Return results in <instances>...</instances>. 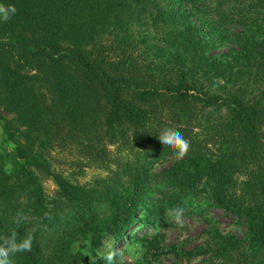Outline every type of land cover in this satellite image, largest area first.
<instances>
[{
	"label": "trees",
	"instance_id": "obj_1",
	"mask_svg": "<svg viewBox=\"0 0 264 264\" xmlns=\"http://www.w3.org/2000/svg\"><path fill=\"white\" fill-rule=\"evenodd\" d=\"M0 4L16 8L0 19V236H34L14 264H107L106 245L177 208L244 225L207 230L196 264H264V0ZM166 127L190 141L184 158L159 143ZM70 143L106 174L49 172L40 151Z\"/></svg>",
	"mask_w": 264,
	"mask_h": 264
},
{
	"label": "rangeland",
	"instance_id": "obj_2",
	"mask_svg": "<svg viewBox=\"0 0 264 264\" xmlns=\"http://www.w3.org/2000/svg\"><path fill=\"white\" fill-rule=\"evenodd\" d=\"M224 50L223 48L218 51ZM223 114L224 110L219 109ZM7 117L11 116L5 114ZM110 155H114L112 146L108 147ZM84 148L77 143L65 144L64 147H48L40 153L49 164V172H54L78 185H90L98 176L106 174L104 165L83 154ZM170 159L162 160L152 167L153 171L165 167ZM112 166L111 163L109 165ZM38 179L44 193L50 196L55 185L49 175L38 173ZM242 176H237L240 182ZM170 223L144 227L127 233L115 242L112 247L119 251L117 260L120 264H196L202 255L194 253L197 246L206 240V231L217 228L224 236L241 239L244 225L235 215L226 214L218 209L198 210L190 215L182 216L183 227H177L175 215H169ZM129 236V239L126 237ZM150 241V243H148ZM139 245V248L135 246ZM107 248V247H106ZM184 252H190L186 257Z\"/></svg>",
	"mask_w": 264,
	"mask_h": 264
},
{
	"label": "clouds",
	"instance_id": "obj_3",
	"mask_svg": "<svg viewBox=\"0 0 264 264\" xmlns=\"http://www.w3.org/2000/svg\"><path fill=\"white\" fill-rule=\"evenodd\" d=\"M16 8L14 5H2L0 4V19L8 20L11 16L15 15ZM159 143L171 150H173L177 159L184 158L190 150V141L186 139L183 133L175 128L166 127L162 129L157 137ZM175 211V220L177 221V227L182 228L184 225L181 218L184 214L183 208H177ZM27 217L22 213H17L13 219V222L19 226L25 222ZM18 233L13 230L7 235L0 236V264H14L13 257L17 253L30 252L32 249V243L34 236L31 231L26 232L21 239H17ZM109 249L102 255V259L107 261V264H117V256L119 251L113 248L111 245H106ZM139 248V245L135 246Z\"/></svg>",
	"mask_w": 264,
	"mask_h": 264
}]
</instances>
